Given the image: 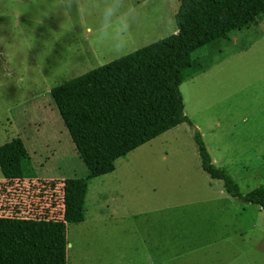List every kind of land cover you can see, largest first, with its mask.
I'll return each instance as SVG.
<instances>
[{
    "label": "rangeland",
    "instance_id": "obj_1",
    "mask_svg": "<svg viewBox=\"0 0 264 264\" xmlns=\"http://www.w3.org/2000/svg\"><path fill=\"white\" fill-rule=\"evenodd\" d=\"M178 4L0 0V146L20 139L38 180L86 176L50 90L175 33ZM258 23L197 53L203 71L180 87L191 124L167 131L118 159L111 174L88 181L85 221L66 226V264H149L131 233L133 218L208 200L217 205L188 210L208 230L183 260L264 264V210L224 193L221 182L202 171L193 139L199 132L212 162L242 195L264 185V15ZM28 188L22 196L27 208H51L49 192L39 200L33 196L39 190L27 196ZM57 203L52 216L61 212Z\"/></svg>",
    "mask_w": 264,
    "mask_h": 264
},
{
    "label": "trees",
    "instance_id": "obj_2",
    "mask_svg": "<svg viewBox=\"0 0 264 264\" xmlns=\"http://www.w3.org/2000/svg\"><path fill=\"white\" fill-rule=\"evenodd\" d=\"M263 15L264 0H179L175 33L52 88L51 98L87 173L38 180L20 139L0 146L5 180L0 184V264H66V226L85 221L88 181L111 174L118 159L167 131L191 124L180 86L203 71L197 53L228 40L233 31L257 25ZM193 139L202 171L221 182L229 197L264 210V185L242 195L212 162L199 132ZM25 186L27 196L39 190L33 194L39 200L49 192L51 208H27ZM57 202L61 212L52 216Z\"/></svg>",
    "mask_w": 264,
    "mask_h": 264
},
{
    "label": "crops",
    "instance_id": "obj_3",
    "mask_svg": "<svg viewBox=\"0 0 264 264\" xmlns=\"http://www.w3.org/2000/svg\"><path fill=\"white\" fill-rule=\"evenodd\" d=\"M207 205L217 204L209 200L170 204L149 210L146 213L148 216L144 218H133L131 233L138 236L146 256L153 260L149 264L189 263L183 260L187 255L186 250L194 246L192 241L195 243L201 232L208 230L207 226L203 227L201 224L202 219L194 217L196 210H199L195 208H207ZM190 208H194L195 212H189ZM159 213L166 215H158Z\"/></svg>",
    "mask_w": 264,
    "mask_h": 264
}]
</instances>
